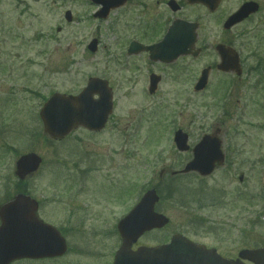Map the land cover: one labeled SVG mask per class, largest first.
<instances>
[{"label": "rangeland", "instance_id": "374dc122", "mask_svg": "<svg viewBox=\"0 0 264 264\" xmlns=\"http://www.w3.org/2000/svg\"><path fill=\"white\" fill-rule=\"evenodd\" d=\"M25 1L29 15L22 12L26 10L23 0H0V199L7 197L5 192L12 193L16 184V157L5 150L11 146L19 153L34 151L42 156L40 171L26 182L36 187L34 196L41 201L90 200L92 209L87 212L93 215L74 238L91 254H76L77 264H110L119 244L116 222L150 187L160 196L157 210L169 222L144 234L135 246H153L174 233L213 247L226 258L236 257L242 248L263 246L264 0H260L261 11L235 30L241 34L236 49L242 75H212L201 92H194L193 85L200 70L215 60L212 44L219 35L221 39L218 30L208 33L203 27L197 31L195 45L204 49L197 57L182 56L163 64L142 53L127 56L119 44L116 15L96 19L93 5L71 6L66 0H54L60 3L54 14L48 8L51 0ZM240 1L222 0L219 16L233 11ZM66 9L73 10L70 24L61 21ZM33 14L38 20L29 21ZM188 16L194 19L195 14L188 11ZM207 21L204 16L203 23ZM27 22L31 27H26ZM57 23L63 24L61 32L55 31ZM33 34L41 39L26 46L22 37ZM92 38L97 39L98 48L91 53L86 45ZM255 64L260 68L263 64V70L245 73ZM152 72L161 75V81L149 94ZM90 76L107 80L112 89L113 110L105 129L89 134L77 128L64 145L47 143L38 118L44 98L53 91L76 94ZM216 127L221 130L226 168L208 178L196 173L175 177L166 173L158 178L163 167L182 168L191 158L192 146ZM178 128L188 135V151L175 148L172 134ZM233 144L238 148L234 154ZM85 153L100 161L90 170L84 190H74L80 196L70 200L68 189L73 185L67 163ZM112 195L119 200L109 199Z\"/></svg>", "mask_w": 264, "mask_h": 264}, {"label": "water", "instance_id": "95a60500", "mask_svg": "<svg viewBox=\"0 0 264 264\" xmlns=\"http://www.w3.org/2000/svg\"><path fill=\"white\" fill-rule=\"evenodd\" d=\"M246 5L242 7L239 13L233 15L231 18L233 20L227 26L234 20L242 19L255 8ZM174 27L169 29L162 42L147 47L152 59L170 62L179 54L192 53L196 55L198 53V50L191 51L196 38L194 25L184 23L180 31ZM89 48L92 51L95 50V40L92 41ZM217 49L222 55L220 66L223 68L232 65L238 66L237 54L234 51L226 49L222 45L218 46ZM138 50L139 48L131 46L129 52H137ZM208 71V69H204L201 72L194 90L198 91L205 87ZM158 81V76H150V92L155 90ZM93 93L98 94L97 100L92 98ZM111 107V92L107 88L106 82L97 78H90L87 86L76 97L52 95L41 109L40 116L44 123L45 132L52 136H61L77 124H82L90 129H100L104 125ZM58 115L60 118H57ZM174 142L179 150L188 148L186 145L187 135L181 130L175 132ZM219 148L220 141L216 137L205 135L194 147V157L186 164L182 172L196 170L201 175L211 173L215 163L220 164L223 160ZM39 162L40 159L32 153L22 155L16 161L15 174L23 179L27 174L37 170ZM157 200L155 190L147 191L140 202L119 222L118 230L122 244L115 255L114 264H245L242 259H247L253 264H264V248L242 250L237 259H225L218 255L214 249H207L201 244L193 243L180 234L173 235L168 244L155 247L142 246L132 251L130 249L131 244L144 231L154 227H162L168 221L165 216L153 211V205ZM27 201L31 200L23 195H17L12 202L23 203ZM7 207V205L3 206L2 210L7 209ZM1 220L0 264H7V218L1 215Z\"/></svg>", "mask_w": 264, "mask_h": 264}, {"label": "flooded vegetation", "instance_id": "af4514ba", "mask_svg": "<svg viewBox=\"0 0 264 264\" xmlns=\"http://www.w3.org/2000/svg\"><path fill=\"white\" fill-rule=\"evenodd\" d=\"M66 1L68 4H71V6H74L77 3L91 5L90 0ZM245 1L250 0H242L233 11H235ZM252 1H256L258 3V11L254 14H250L245 20L235 24L228 30L223 29L222 25L226 17L233 11L229 13L227 12L224 16L220 17L219 9L222 0L218 1V3L216 0H211L210 2H202L200 0H192V2H189L188 0H116V8L111 10L107 17L109 18L112 15H116L115 23L118 26L120 41L123 46H128L131 41H137L145 45L159 41L171 22L173 20L180 19L195 22L198 25L197 31L199 29H203V27L206 28L208 33H213L218 30L219 33L222 34L221 39L219 35V40L215 44H212L213 48L217 43H223L226 46H231L236 49L237 38H240L241 34L235 33V30L244 23L250 22L262 9V3L260 0ZM50 2L51 4L48 6L49 11L55 14L56 11L54 9L59 8L60 3H57L54 0H51ZM27 4L28 3L23 0V7H26V10H22L24 15H29V12L27 11L29 10ZM68 11L71 12L72 18L73 10L68 9ZM188 11L195 14L194 19L188 16ZM204 16L208 18L206 23H203ZM33 18H37L38 20V15H30L29 21ZM63 20L67 24L72 23V21H66L65 11L61 21ZM59 23L55 26L56 32H61L63 24L59 26ZM31 25L32 23L27 22L26 27H31ZM23 39V43L30 47L31 45L34 46L41 38H38L36 34H33L30 38L26 36ZM200 49L201 54L204 49L202 47ZM213 50L215 60L214 63L210 65V77L215 74L218 76L224 75L233 77L232 74L222 72L217 69L219 55L215 49ZM250 71H252L251 67L245 70L246 73ZM260 109H262V107H260ZM236 125H239V122H236ZM215 129L217 132H221L219 127H216ZM235 129L237 130L238 127H235ZM87 132L89 134H98L97 132ZM70 134L61 140L53 141V144L64 145L63 142L68 140ZM233 146L232 152L234 154L238 148L236 144H233ZM233 154H231V152L229 154L231 159ZM224 156L226 157L225 153ZM71 161L72 163H68V166L70 165L68 178L71 182L70 185H73V187L69 185L70 187L68 189V196L70 200L80 196H75L74 193L77 192L78 194V191L81 189L84 190V183L86 182L90 170L94 171L97 168L95 165L100 161V159H98L97 156L94 157L92 154L85 153L83 156L77 155L76 158ZM224 165L225 164L223 163V165L219 166L215 170L222 167L226 168V165ZM178 175L179 174H177V176ZM243 179V176L241 179L238 177L239 182H242ZM35 188L36 187L27 184L25 181L24 184L15 186L12 193L5 192L7 193V197L5 196L0 199V224L2 215L7 218V223L9 225H21L26 230L35 232L37 236L39 235V232L29 228L28 226L43 225L45 227L39 230L42 234L40 238L44 240V242H41L39 245L35 242L32 245L34 247L39 246L40 248H43V250L36 253L33 251L29 254L17 252V250H8L7 254H10L12 258L7 261V264H77L75 261L76 254L81 256L91 254L82 242L74 238L78 231L83 230L82 226L87 224L86 221L91 219V216L93 215L92 211L91 213L87 212L88 209H92L90 200H84V202H61L57 201L56 198L55 201H41L38 197L34 196ZM75 189H78V191H74ZM17 193L29 195L36 200V203L27 202L17 206L16 209H7L1 212L3 205L7 204L6 202ZM114 198L119 200L117 195L116 197L115 195H112L109 199L114 200ZM94 204L101 205L102 203L94 201ZM103 204L105 203L103 202ZM11 230L12 228L8 226L7 232H11ZM9 238H11V234H7L8 241H10ZM20 245H15V248L23 247L22 244ZM61 249H64L63 252H60Z\"/></svg>", "mask_w": 264, "mask_h": 264}]
</instances>
